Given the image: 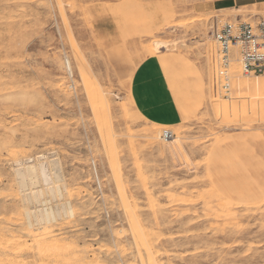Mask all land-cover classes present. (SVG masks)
<instances>
[{
  "label": "rangeland",
  "instance_id": "obj_1",
  "mask_svg": "<svg viewBox=\"0 0 264 264\" xmlns=\"http://www.w3.org/2000/svg\"><path fill=\"white\" fill-rule=\"evenodd\" d=\"M209 1L0 0L4 234L21 233L25 208L37 227L45 198L54 236L98 264H264V75L246 76L243 95L216 92L210 36L212 25L264 19V8ZM152 54L175 122L131 97L132 72ZM31 164L47 184L14 173ZM35 253L21 258L39 264Z\"/></svg>",
  "mask_w": 264,
  "mask_h": 264
},
{
  "label": "bare ground",
  "instance_id": "obj_2",
  "mask_svg": "<svg viewBox=\"0 0 264 264\" xmlns=\"http://www.w3.org/2000/svg\"><path fill=\"white\" fill-rule=\"evenodd\" d=\"M178 24L182 25V23H178ZM154 49L157 50V48H154ZM152 55L154 56V54ZM159 59L161 60V63H163L162 59L161 58ZM230 72L232 73H231V78L229 79V89L232 92L240 94V95L245 94V92L248 90L250 86V81L246 76L264 75V73L262 74L242 73L241 66L239 65L238 62H236V60H233L231 62ZM234 98H235V95H234ZM174 140H175V137L173 136L171 139L164 140V141L173 142ZM45 172L43 168L39 170V166L35 164L21 165L18 168L16 167L14 168V173L18 176V178L21 181L28 178V180H30V183L32 184L40 182L39 178L44 184H47V174ZM59 186L56 184L54 186H50V188L53 190L54 189L57 190V192L61 194V190H60L61 188H59ZM39 201H43V202H41L42 203V208L40 209L41 212L39 214H37V212L36 214H34L35 220L37 221V224H38L37 227L33 226L34 224L32 223L31 216H30L31 211L28 208H25L24 213L26 216L25 218H26L27 223L25 227L23 228L21 227L22 234L21 233H11L9 231H8L9 234H4V232L1 231L2 227L0 228V264H27L25 260L26 258H21V253L24 250H27V251L29 250L31 253H32V250H34V253L36 252L35 255L38 254V259L40 260L39 264L45 263L44 259L46 255L49 258V261L51 264H98L97 260H95V256L93 255L94 253L92 254L89 260H86V258L83 255V253L86 251V248L80 247V245H78L75 242L76 240L74 241L71 239L69 240L67 239V237H64V236L61 237L62 235L60 237L54 236L56 234H55L54 228L52 229V225H51L56 221L54 210L49 205V202H50L49 200L44 198V200H39ZM222 206H225V205H222ZM64 208L65 207H63V209ZM225 208L227 209V207ZM229 212L231 213V211ZM63 214L66 217H72L74 215V210L69 204V202H66V208L64 209ZM23 234L30 238L29 239H27L28 237L23 238L24 236ZM32 255L33 254H31L30 256ZM46 262L48 261L46 260ZM32 263L34 262L32 261ZM35 263L37 262L35 261Z\"/></svg>",
  "mask_w": 264,
  "mask_h": 264
},
{
  "label": "built area",
  "instance_id": "obj_3",
  "mask_svg": "<svg viewBox=\"0 0 264 264\" xmlns=\"http://www.w3.org/2000/svg\"><path fill=\"white\" fill-rule=\"evenodd\" d=\"M210 36L217 45L213 63V79L216 92L228 93L231 62L236 60L244 74L264 72V19L256 22L226 21L211 26ZM173 137L170 129H162L160 138Z\"/></svg>",
  "mask_w": 264,
  "mask_h": 264
},
{
  "label": "crops",
  "instance_id": "obj_4",
  "mask_svg": "<svg viewBox=\"0 0 264 264\" xmlns=\"http://www.w3.org/2000/svg\"><path fill=\"white\" fill-rule=\"evenodd\" d=\"M243 6L264 8V0H210L214 10H233ZM131 97L142 112L160 123L177 121L179 114L168 99L163 69L156 56L140 61L132 72Z\"/></svg>",
  "mask_w": 264,
  "mask_h": 264
}]
</instances>
